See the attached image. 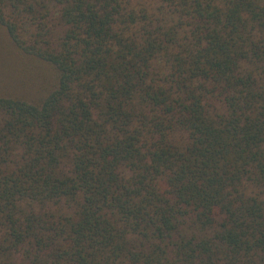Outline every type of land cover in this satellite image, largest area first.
I'll return each instance as SVG.
<instances>
[{
  "label": "trees",
  "instance_id": "1",
  "mask_svg": "<svg viewBox=\"0 0 264 264\" xmlns=\"http://www.w3.org/2000/svg\"><path fill=\"white\" fill-rule=\"evenodd\" d=\"M0 29V264H264V0H0Z\"/></svg>",
  "mask_w": 264,
  "mask_h": 264
},
{
  "label": "rangeland",
  "instance_id": "2",
  "mask_svg": "<svg viewBox=\"0 0 264 264\" xmlns=\"http://www.w3.org/2000/svg\"><path fill=\"white\" fill-rule=\"evenodd\" d=\"M3 39L5 40L4 33H3V30L0 29V50L1 51L4 50V46L6 44V43L4 44V40ZM2 57L5 58V59H7L8 55H3Z\"/></svg>",
  "mask_w": 264,
  "mask_h": 264
}]
</instances>
